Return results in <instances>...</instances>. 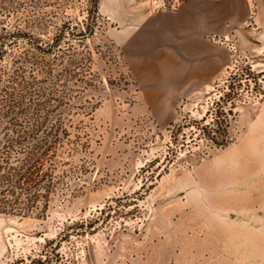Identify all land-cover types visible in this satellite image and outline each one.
<instances>
[{
	"label": "rangeland",
	"instance_id": "1",
	"mask_svg": "<svg viewBox=\"0 0 264 264\" xmlns=\"http://www.w3.org/2000/svg\"><path fill=\"white\" fill-rule=\"evenodd\" d=\"M134 6L101 0L88 20L83 37L102 85L91 92L97 107L74 121L89 148L61 168L75 178L44 216L0 213V264H264V37H183L171 11L169 27H157ZM1 7L0 37H59L87 8ZM60 37L72 52L82 36L69 28ZM13 51L29 48L20 41ZM34 76L43 80L39 68Z\"/></svg>",
	"mask_w": 264,
	"mask_h": 264
},
{
	"label": "trees",
	"instance_id": "2",
	"mask_svg": "<svg viewBox=\"0 0 264 264\" xmlns=\"http://www.w3.org/2000/svg\"><path fill=\"white\" fill-rule=\"evenodd\" d=\"M100 1L86 0L85 21H75L72 26L71 21H64L55 33L59 37H0V213L44 216L58 190H63L64 180L75 178V171L67 173L61 168L75 164V157L89 148L88 135L75 124L74 116L88 115L99 104L91 92L101 89L102 80L93 71V55L83 36L93 32L88 20L97 18ZM3 10L1 7L0 12ZM69 28L82 36L73 37L77 47L72 52L70 46L62 48L68 37H60ZM1 34L22 33L2 30ZM20 41L29 51L15 55L13 47ZM65 50L71 53L67 55ZM52 56L56 64L45 62ZM7 57L9 70L3 68ZM65 58L66 63L53 73V66L62 65ZM38 68L43 73L41 81L34 76ZM49 76L51 85H39ZM59 84L61 91L56 89ZM216 121L212 117L208 125H217ZM225 122L228 127L229 120ZM223 134L228 139L227 131ZM212 142L217 144L215 138Z\"/></svg>",
	"mask_w": 264,
	"mask_h": 264
},
{
	"label": "crops",
	"instance_id": "3",
	"mask_svg": "<svg viewBox=\"0 0 264 264\" xmlns=\"http://www.w3.org/2000/svg\"><path fill=\"white\" fill-rule=\"evenodd\" d=\"M126 1L145 11L148 25L169 27L164 16L171 11L183 37H264V0Z\"/></svg>",
	"mask_w": 264,
	"mask_h": 264
},
{
	"label": "bare ground",
	"instance_id": "4",
	"mask_svg": "<svg viewBox=\"0 0 264 264\" xmlns=\"http://www.w3.org/2000/svg\"><path fill=\"white\" fill-rule=\"evenodd\" d=\"M260 147V146H259Z\"/></svg>",
	"mask_w": 264,
	"mask_h": 264
}]
</instances>
